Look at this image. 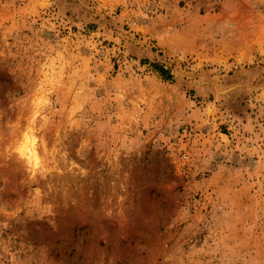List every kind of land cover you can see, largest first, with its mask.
<instances>
[{
	"label": "rangeland",
	"instance_id": "obj_1",
	"mask_svg": "<svg viewBox=\"0 0 264 264\" xmlns=\"http://www.w3.org/2000/svg\"><path fill=\"white\" fill-rule=\"evenodd\" d=\"M0 264H264V0H0Z\"/></svg>",
	"mask_w": 264,
	"mask_h": 264
},
{
	"label": "bare ground",
	"instance_id": "obj_2",
	"mask_svg": "<svg viewBox=\"0 0 264 264\" xmlns=\"http://www.w3.org/2000/svg\"><path fill=\"white\" fill-rule=\"evenodd\" d=\"M25 152V153H24ZM23 155L27 156L28 158L32 157L35 154V149L33 147H27L25 151H22Z\"/></svg>",
	"mask_w": 264,
	"mask_h": 264
},
{
	"label": "built area",
	"instance_id": "obj_3",
	"mask_svg": "<svg viewBox=\"0 0 264 264\" xmlns=\"http://www.w3.org/2000/svg\"><path fill=\"white\" fill-rule=\"evenodd\" d=\"M185 158H187V156H184Z\"/></svg>",
	"mask_w": 264,
	"mask_h": 264
},
{
	"label": "trees",
	"instance_id": "obj_4",
	"mask_svg": "<svg viewBox=\"0 0 264 264\" xmlns=\"http://www.w3.org/2000/svg\"><path fill=\"white\" fill-rule=\"evenodd\" d=\"M163 72H166V71L163 70Z\"/></svg>",
	"mask_w": 264,
	"mask_h": 264
}]
</instances>
